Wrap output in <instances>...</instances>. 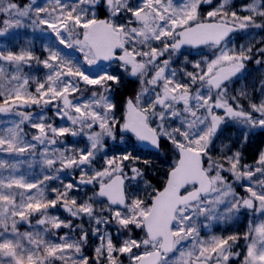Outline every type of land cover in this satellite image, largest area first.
I'll return each instance as SVG.
<instances>
[{
	"label": "snow or ice",
	"instance_id": "snow-or-ice-1",
	"mask_svg": "<svg viewBox=\"0 0 264 264\" xmlns=\"http://www.w3.org/2000/svg\"><path fill=\"white\" fill-rule=\"evenodd\" d=\"M0 40V264H264V0H0Z\"/></svg>",
	"mask_w": 264,
	"mask_h": 264
},
{
	"label": "rangeland",
	"instance_id": "rangeland-1",
	"mask_svg": "<svg viewBox=\"0 0 264 264\" xmlns=\"http://www.w3.org/2000/svg\"><path fill=\"white\" fill-rule=\"evenodd\" d=\"M26 38H28V37H24L23 36V33H21V42H22V40L23 39H26ZM3 43H5V41L4 40H0V44H3ZM39 45H40V42L39 41H37V47L39 48ZM249 69H251V72H250V77H255V76H257L261 71H264V69H260V68H257L254 64H249ZM39 75H42L43 73H38ZM0 118H2V117H0ZM257 136H254L253 137V140H255V138H256ZM264 143V142H263ZM243 219V218H242ZM246 222V221H245ZM221 227H223V226H217L216 227V231H220L221 230ZM240 228H241V230L243 229V224H241L240 225ZM23 230V229H22ZM232 230H234V229H229V231H232ZM89 254H91L90 253V251H89Z\"/></svg>",
	"mask_w": 264,
	"mask_h": 264
},
{
	"label": "trees",
	"instance_id": "trees-1",
	"mask_svg": "<svg viewBox=\"0 0 264 264\" xmlns=\"http://www.w3.org/2000/svg\"><path fill=\"white\" fill-rule=\"evenodd\" d=\"M257 137L255 138V140H253L252 138V143L249 146V151L254 150L257 146H260L261 144H264V133L261 134H257Z\"/></svg>",
	"mask_w": 264,
	"mask_h": 264
}]
</instances>
